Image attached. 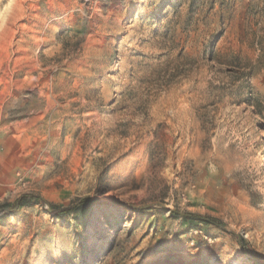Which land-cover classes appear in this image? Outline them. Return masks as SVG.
<instances>
[{
  "label": "rangeland",
  "instance_id": "374dc122",
  "mask_svg": "<svg viewBox=\"0 0 264 264\" xmlns=\"http://www.w3.org/2000/svg\"><path fill=\"white\" fill-rule=\"evenodd\" d=\"M24 196L0 264H264V0H0V207Z\"/></svg>",
  "mask_w": 264,
  "mask_h": 264
},
{
  "label": "trees",
  "instance_id": "16d2710c",
  "mask_svg": "<svg viewBox=\"0 0 264 264\" xmlns=\"http://www.w3.org/2000/svg\"><path fill=\"white\" fill-rule=\"evenodd\" d=\"M253 105V104H251ZM43 203V201L41 199L38 198H32L29 196H24L22 198H20L15 204L12 205H4L2 207H0V212H5V211H16L19 210L22 207L28 206V205H32V204H40ZM91 204V202L86 201V202H81L75 206L69 207L67 209L61 210L59 212H56L55 210L51 211V214L59 217V218H63L69 214L72 213H76L79 211L84 210L85 208H87L89 205ZM187 218L192 219L194 221H202L205 223H212V221L207 220V219H202V218H197L194 216H187Z\"/></svg>",
  "mask_w": 264,
  "mask_h": 264
}]
</instances>
